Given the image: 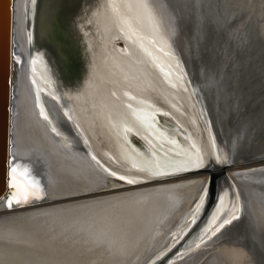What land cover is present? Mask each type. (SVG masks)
Returning <instances> with one entry per match:
<instances>
[{
	"label": "bare ground",
	"instance_id": "bare-ground-1",
	"mask_svg": "<svg viewBox=\"0 0 264 264\" xmlns=\"http://www.w3.org/2000/svg\"><path fill=\"white\" fill-rule=\"evenodd\" d=\"M187 1L175 0V10L181 14V8L186 10ZM244 2L248 3L247 7L253 3L251 0H234L233 9L245 10ZM13 4L16 60L11 81L12 160L15 157L17 163L31 169L41 185L42 198L32 197L29 204L14 203L11 208L5 198L0 200V264H142L173 238L179 237L191 222L195 209H189L196 202L200 204L207 175L191 174L124 185L128 181L139 182L144 177L111 175L113 166L97 158L93 145L104 153L107 162L120 159L132 166L149 167L153 173L169 165L171 171L195 167L200 159L182 125L159 117L157 109L161 110V107L155 106L153 101L138 98L135 93L137 89L150 91L151 88L158 92L163 88V82L153 80L150 84L140 78L137 86L132 82V74L125 75V79L129 77V85L126 82L128 86L119 85V92L108 88L112 90L107 95L108 100L102 101V96L97 98L96 95L91 98L90 109L86 111L90 116L81 124L72 116L64 88L49 72V58L33 55L30 13L34 0H13ZM106 4L103 18L111 22V28H120L136 39H151L159 47L161 33L151 12L159 9L162 14L164 11L171 27L176 25L167 0H106ZM101 6L104 7L103 0ZM228 8L226 11L231 14L232 4H227ZM115 45L124 47L123 44ZM147 55L162 62L153 53ZM259 60L258 56L253 58L250 67L256 84L260 83L263 73ZM168 67L157 66L156 69L166 78L165 82L175 87L178 84L170 77ZM146 70L155 75L149 67ZM133 89H136L134 93ZM170 92L175 95L174 107L184 113L185 101ZM120 93L125 97H120ZM262 118L264 101L259 104L255 117L257 133L262 132ZM131 131L140 134L144 142L141 139V142L134 141ZM105 143L114 147L117 156ZM172 158L176 160L172 162ZM123 164L115 163L117 166ZM259 166L257 168L264 165ZM248 169L231 170L243 188L248 187L249 176L255 177L244 173ZM121 176L125 179L119 180ZM260 177L264 178L262 174ZM10 195L11 192L6 193L5 197ZM253 202L263 212L260 202L257 199ZM176 215L185 218L173 222ZM168 228H173L175 234L160 243L158 238ZM208 250L201 243L188 256L172 264L248 262L247 254L235 258L233 250L224 245L204 257ZM260 257L254 264H262Z\"/></svg>",
	"mask_w": 264,
	"mask_h": 264
},
{
	"label": "water",
	"instance_id": "water-1",
	"mask_svg": "<svg viewBox=\"0 0 264 264\" xmlns=\"http://www.w3.org/2000/svg\"><path fill=\"white\" fill-rule=\"evenodd\" d=\"M174 1L167 0V5L175 27L167 22L164 11L163 15L159 14V9L151 12L161 33V47L151 39H136L120 28H111L109 21H103L101 28L99 21L103 20L104 8L108 5L106 0H103L104 7L102 0H40L34 39L40 50L44 49L53 58L57 79L65 90L75 120L82 124L88 119L89 101L94 95L102 96V101L108 100L107 94L112 90L119 92V85L128 86L129 77L125 79V75L132 74L136 80L132 78V82L137 86L140 78L150 84L153 80H161L163 88L158 92L153 88L150 91L133 89L132 92L136 90L138 98L153 101L155 106L161 107V110L157 109L159 117L182 125L200 159V167L171 171L169 165L163 166V171L153 173L149 167L132 166L120 159L107 162L104 153L93 145L97 158L111 164L117 176L144 177L139 182L124 185L191 174L207 175L201 202L194 207L191 222L179 237L173 238L142 264H172L188 256L201 243L209 248L204 257L224 245L233 250L235 258L247 254V264H254L259 255L264 264V178L260 177L261 174L264 176V166L257 168L264 165V118L262 132L257 133L254 129L258 106L264 101V0H251L254 3L251 7L244 2L243 11L233 9L234 0H188L186 10L181 8V14L175 10ZM227 4H232L231 14L226 11L229 10ZM13 10V0H0V193L3 194L0 200L12 191L7 181L12 162L11 81L16 60ZM240 15L245 16L244 22L229 27ZM209 21L214 27L211 38ZM115 44L124 47L118 48ZM147 53L159 56L162 62ZM256 56L260 58V69L263 70L259 84L255 83L250 69ZM147 66L155 75L148 73ZM157 66H170V77L178 85L174 87L165 82L167 80ZM91 88L95 93H91ZM170 90L185 101L186 114L174 107L175 95ZM131 134L133 140L144 142L140 134L135 131ZM145 144L150 147L148 142ZM105 146L116 151L111 144L105 143ZM115 163H124V166ZM242 167L250 169L241 172L255 176H249L247 188L241 186L231 171ZM256 199L263 212L253 202ZM25 204L29 203L21 205ZM234 216L239 219L232 220ZM224 220H232V223L220 228Z\"/></svg>",
	"mask_w": 264,
	"mask_h": 264
},
{
	"label": "snow or ice",
	"instance_id": "snow-or-ice-1",
	"mask_svg": "<svg viewBox=\"0 0 264 264\" xmlns=\"http://www.w3.org/2000/svg\"><path fill=\"white\" fill-rule=\"evenodd\" d=\"M245 20L244 15L237 16L235 19L232 20L229 27H233L236 24L243 23ZM214 31V27L211 21L208 22V32L209 38H211V34ZM200 167V164L196 165ZM111 175L115 176L116 173L113 172ZM119 179L124 180V177H119ZM128 183H132V181H128ZM8 188H10L11 195L9 197H4L7 201V206L11 208L13 204H22L27 203L30 198L35 197L37 199L42 198L41 192L42 188L39 183L32 175L31 169L23 164H19L16 162V158L13 157L11 162V167L8 169V181H7ZM3 194L0 193V197ZM239 217L234 216L232 220H238ZM232 220H224V222L220 225V228H223L225 225L231 224ZM219 231V229H217Z\"/></svg>",
	"mask_w": 264,
	"mask_h": 264
},
{
	"label": "rangeland",
	"instance_id": "rangeland-1",
	"mask_svg": "<svg viewBox=\"0 0 264 264\" xmlns=\"http://www.w3.org/2000/svg\"><path fill=\"white\" fill-rule=\"evenodd\" d=\"M39 2H40V0H34V6L32 7V9H31V13H30V15H31V27H32V32H31V34H30V38H31V44H32V48H33V52H34V54L33 55H36V57L38 56V55H44V56H47V58H49V59H47L48 60V62L50 63V65L51 66H49V72H51V74L53 75V77L54 78H56V80L59 82V80L57 79V73H56V69H55V67H54V60H53V58L52 57H50L49 56V54L48 53H46L45 51H44V49L43 50H40V48L37 46L38 44L36 43V41H35V39H34V24H35V16H36V11H37V5L39 4ZM106 14V13H105ZM104 14V15H105ZM105 18H107V15H106V17ZM103 20H101V21H99V26L102 28V26H103V22L102 21H106L104 18H102ZM102 25V26H101ZM104 27H105V25H104ZM108 95V94H107ZM134 141H138V140H136V139H134ZM199 202H196V203H194V204H192L191 205V207H190V209L189 210H193V209H195L196 207H198V204ZM195 207V208H194ZM188 210V212H190ZM192 212V211H191ZM179 214V213H178ZM183 215H176V216H174L173 218H172V221L173 222H178L179 220H184V218H185V216H183ZM171 221V222H172ZM175 233H174V229L173 228H168V229H164V231L162 232V234L160 235V233H159V235H160V237L158 238V240L160 241V243H163V242H165V241H167V240H169L170 238H171V236H173ZM207 252V251H206Z\"/></svg>",
	"mask_w": 264,
	"mask_h": 264
}]
</instances>
